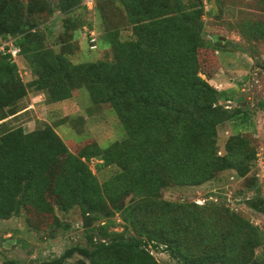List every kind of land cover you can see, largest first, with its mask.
Wrapping results in <instances>:
<instances>
[{
	"label": "rangeland",
	"instance_id": "374dc122",
	"mask_svg": "<svg viewBox=\"0 0 264 264\" xmlns=\"http://www.w3.org/2000/svg\"><path fill=\"white\" fill-rule=\"evenodd\" d=\"M14 2L16 27L26 26L30 39L22 56L13 59L15 71L9 73L0 65L1 82L16 86V99L0 107V140L8 132L21 131L25 143L45 138L40 150L33 147L34 157L52 153L45 161L47 185L40 195L36 190L28 195L35 207L24 203L27 195L22 190L17 195L18 214L0 219V264H92L91 257L79 251L61 257L69 249L90 253L99 244L130 238L144 243L133 253L106 250L100 264L261 262L264 0ZM134 6L131 13L127 8ZM152 6L162 8L161 18L172 19L189 54L195 52L196 77L214 91L212 96L203 92L199 102L195 96L182 98V108L190 107L198 118L165 115L158 135L142 127L130 130L128 121L127 130L85 70L90 64L113 61L111 40L136 42L129 21ZM90 33L96 50L90 49ZM4 34L0 33L1 44L14 42ZM147 44L143 50L152 49V66L169 64L157 41ZM183 65L178 59V66ZM50 66L56 72H49ZM203 107L225 112L224 120L208 128L198 110ZM128 141L146 149L149 166L160 174L157 199L138 196L129 178L116 182L125 171L119 157L129 159L132 167L138 160L124 149ZM199 149L204 151L197 156ZM163 154L172 162L166 164ZM27 161L25 153L16 151L14 162ZM80 175L93 177L98 195L88 191V206L64 207L55 180L63 176L68 192L75 193ZM110 182L114 183L108 186ZM130 209L133 216L126 222Z\"/></svg>",
	"mask_w": 264,
	"mask_h": 264
},
{
	"label": "trees",
	"instance_id": "16d2710c",
	"mask_svg": "<svg viewBox=\"0 0 264 264\" xmlns=\"http://www.w3.org/2000/svg\"><path fill=\"white\" fill-rule=\"evenodd\" d=\"M14 1L0 0V33L6 32L3 35L4 37L8 35L14 37V44L19 49L17 56H22L25 43L30 39V35L25 34L26 26L21 23L18 24L19 27H16V3ZM122 2L126 3L127 0H122ZM127 7H129L128 3ZM127 9L133 13L135 6L132 10L131 8ZM161 9V7L152 6L141 18L133 17L129 21L133 33L137 37L136 42L120 44L115 40L110 41L113 46L114 59L112 62H98L85 66V70L90 73L98 90L106 95L116 109L119 118L124 123L126 122L127 130H129V122L130 130L133 127H142L153 131L157 135L161 133L164 127L165 115L178 116V114H183L194 121L198 118L197 115L192 114L193 111L190 107L182 108V98L186 100L193 96L197 98L203 92L211 96L214 94L213 90L196 77L195 70H197L198 65L195 52L189 54L188 45H184L183 39L178 36L177 27L173 25L172 19L160 17ZM142 13L140 11L138 14ZM9 24L15 26L11 28ZM33 32L35 33V31ZM148 41L159 43L160 48L164 51L165 59L169 62L168 65L159 62L156 66H152V60L156 62L152 57V49L143 50L148 45ZM10 57V55L0 54V65H6V71L9 73L15 71L16 68L14 62L9 61ZM178 59L184 61L183 66H178ZM48 68L49 72H56L54 66ZM14 99H16V86L14 83H4L0 80V107ZM198 110L201 112V120L208 125V128L224 120L225 112H211L207 107ZM48 135L52 139L56 137L52 131L48 132ZM44 139L40 138L37 142L34 141L35 143H25L21 131L8 132L1 138L0 219H7L11 215L18 214L20 202L17 195L22 190L26 191L25 194L27 195L24 203L33 206V198L31 199L28 196L29 193L36 190V193L40 195L47 185V179L44 175L46 171L45 161L46 158L51 157L52 152H47L41 158L34 157L31 154L34 146L37 150H40L39 146L41 141L45 142ZM52 147H54L53 144ZM123 147L132 158L138 160H136V165L132 167L129 159L119 157V161L125 165V171L117 176L116 182L123 177L129 178L131 179L129 186L138 196L157 199L162 187V180L160 174L149 166L150 155L144 147L138 146L132 141L126 142ZM19 150L25 153V157L29 161L24 163L14 162L16 151ZM203 151L204 149H199L197 156ZM162 158L166 161V164L172 162L165 154L162 155ZM74 160V158H71L70 162L73 163ZM63 168L65 169V164ZM133 170L139 172L133 174ZM61 178L63 176L55 180L54 186L61 196L64 207L71 208L77 204L84 207L88 206V191L98 195V187L93 182L92 176L80 175L77 177L79 185L78 191H75V193L68 192L67 186L63 184ZM88 181H91V183L89 190H86ZM113 183L110 182L107 185ZM132 211L133 209H130L124 215L126 222L131 221ZM143 243L142 240L134 238L122 239L113 244H99L90 253L77 248L69 249L65 251L61 258H69L79 251L91 257L92 264H100L99 258L106 250L122 249L125 252L133 253ZM169 251L174 255L172 248Z\"/></svg>",
	"mask_w": 264,
	"mask_h": 264
},
{
	"label": "built area",
	"instance_id": "2783aa9c",
	"mask_svg": "<svg viewBox=\"0 0 264 264\" xmlns=\"http://www.w3.org/2000/svg\"><path fill=\"white\" fill-rule=\"evenodd\" d=\"M206 1V0H204ZM89 43H90V49L91 50H96L97 47H96V39L94 38V34L93 33H90V38H89ZM19 49L17 46H15L14 42L12 41L11 43L9 44H1V41H0V54L1 55H10V59H15L16 56H17V53H18Z\"/></svg>",
	"mask_w": 264,
	"mask_h": 264
},
{
	"label": "flooded vegetation",
	"instance_id": "af4514ba",
	"mask_svg": "<svg viewBox=\"0 0 264 264\" xmlns=\"http://www.w3.org/2000/svg\"><path fill=\"white\" fill-rule=\"evenodd\" d=\"M258 208H259V211L262 212V214H264V199L259 200ZM258 264H264V259Z\"/></svg>",
	"mask_w": 264,
	"mask_h": 264
},
{
	"label": "water",
	"instance_id": "95a60500",
	"mask_svg": "<svg viewBox=\"0 0 264 264\" xmlns=\"http://www.w3.org/2000/svg\"><path fill=\"white\" fill-rule=\"evenodd\" d=\"M219 39H220V40H224V38H221V37H220Z\"/></svg>",
	"mask_w": 264,
	"mask_h": 264
}]
</instances>
